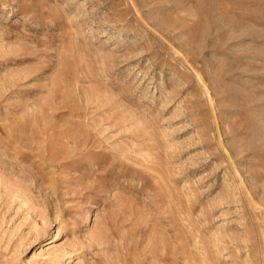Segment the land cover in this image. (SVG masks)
<instances>
[{
  "label": "rangeland",
  "instance_id": "1",
  "mask_svg": "<svg viewBox=\"0 0 264 264\" xmlns=\"http://www.w3.org/2000/svg\"><path fill=\"white\" fill-rule=\"evenodd\" d=\"M0 264H264V0H0Z\"/></svg>",
  "mask_w": 264,
  "mask_h": 264
}]
</instances>
